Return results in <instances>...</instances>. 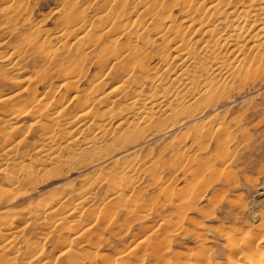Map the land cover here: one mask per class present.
<instances>
[{
    "label": "rangeland",
    "instance_id": "obj_1",
    "mask_svg": "<svg viewBox=\"0 0 264 264\" xmlns=\"http://www.w3.org/2000/svg\"><path fill=\"white\" fill-rule=\"evenodd\" d=\"M4 1L0 0V59H18L24 73L10 74L0 64V97H12L0 102V154L20 141L15 153L28 158L23 164L26 168L7 162L6 172L0 173V224L6 218L13 223V231L19 230L15 249L0 252V264H70L73 257L78 264H233L240 252H264V79L233 93L230 100H222L215 108L196 111L193 104H179V109L187 111L175 126L167 127V122L160 121L147 130L141 128L139 134L130 133V138L124 127H116L117 123L110 127L104 142L97 145L95 154L81 151L90 137L85 133L65 153L72 158L66 166L45 167L36 172V150L47 129L28 118L20 119L28 113L38 116L42 107L33 103V98L47 96L43 102L48 104L44 107L47 116L61 110L68 119L85 100L95 104L94 113L99 116L95 120L100 121L107 105L96 100L113 89L127 63L123 59L126 61L119 62L108 74V63L113 61L108 57L112 58L113 51L131 45L143 54L140 60L151 59L149 68L153 72L149 82L141 85V81H127L131 87L127 95L131 96L148 94L154 88L151 78L162 74L166 64H172L173 53L169 36L163 31L167 24L158 20L154 21L157 29L149 25L141 39L133 35L134 31L119 39L112 26L109 28L112 10L116 14L120 7L118 0H24V6L21 0H15L12 7L17 10L16 15L5 11L9 3ZM157 1L172 4L174 0ZM19 4L23 6L20 9ZM71 10L83 13L79 15L86 28L64 44L55 35L69 28ZM130 11L131 22L147 18L140 7ZM182 13L181 8L174 11V26L188 38L190 33L185 30ZM160 34L165 38L158 39ZM79 37L82 39L77 41ZM33 41L34 47L29 45ZM38 48L68 55L63 68L71 65L76 71L78 65H72V61L78 62L81 57L78 69L84 77L74 86L76 90L61 87L57 79L61 67L52 72L49 60ZM88 48L92 51L86 54ZM79 49H84L85 55L76 58ZM76 91H82V102L72 99ZM126 104L121 100L113 109L120 120L131 116ZM15 120H21L22 126L15 125ZM47 121L44 118L43 123L51 126ZM224 130L228 132L225 138L221 134ZM221 138L224 142L227 138L228 162L218 157ZM123 167H132L131 174L138 177L137 181L134 185L120 184L123 195L111 197L113 183L123 177ZM28 169L35 176L30 178ZM135 170L138 175H134ZM10 176L17 179L14 185ZM86 189L90 201L80 209V226L76 227L71 219L58 223V218L41 209L45 203L54 202L60 214L64 213ZM240 228H246V236L251 238L245 243L241 240L243 235H236L238 248L232 249L228 246L229 236Z\"/></svg>",
    "mask_w": 264,
    "mask_h": 264
},
{
    "label": "bare ground",
    "instance_id": "obj_2",
    "mask_svg": "<svg viewBox=\"0 0 264 264\" xmlns=\"http://www.w3.org/2000/svg\"><path fill=\"white\" fill-rule=\"evenodd\" d=\"M14 1L15 0L4 1L5 4L7 2L9 3L5 6V11L13 12L16 15L17 10L13 9L14 6L12 7ZM118 1L120 7L116 10V14L114 10H112L113 13L111 14V18L113 20L111 21L112 23L110 22V25L108 24L109 28L112 26L111 29L113 28L115 30L114 33L119 39L129 37L132 31L135 32L133 35H135L137 39H141L149 25H154L155 29H157V25L154 24V21L158 20L159 23L162 22L167 24L165 29L163 28V31L169 36L168 42L169 45H171L170 50L173 53L170 60V63L172 62V64H166L163 68L162 74H155V76L151 78L150 81L154 83V88H152L148 94L142 93L131 96V94L127 95L131 89V87L128 86L129 84L127 85V81H129V83L133 82V84L140 83L141 81L142 84H140L145 85V81L149 79L150 75H152L151 72H153L149 68V62L151 59L147 58L144 61L140 60V57L143 54H140V52L134 49L131 45L130 47L129 45H126V49H117V52L116 50L113 51L115 54L112 58L108 57V60H113L112 62L110 61L111 63H108L106 58L104 59L110 66V68L108 67L109 69H107L108 74L111 69L118 65L119 62L123 61V59H127V63L125 62L126 60L123 61V63L125 62V65L122 63L124 66L119 76L120 79L119 81L117 80L118 82H116L113 89L109 93H104L103 96L96 100L97 102H103L107 105L103 113L100 114V121L95 120L99 117L94 113L95 104L85 103V100L84 103H79L81 105L76 109L77 111L75 110L76 112L74 113V116L68 119L61 110L47 116V110L44 112V107L47 108L48 104L46 105V103H43L44 99L47 101V96L39 98L40 100L33 98L32 102L35 104L37 102L41 105L40 107H42L39 110L40 112L38 111V116L36 115L34 118L32 117L33 115H30V117L28 113V115L25 114L20 116V119L28 118L34 123V125L43 126L47 129V133H45L39 144L40 147L36 150L38 164L37 168L34 170L36 172L44 171L45 167L61 168L63 165L66 166L68 162H71L72 158L65 156V153L70 151L73 146H76L77 142H79V137L85 133L89 134L90 137L84 141V149L81 151L86 154H89L90 152H94L95 154L98 152L96 151V148H99L97 145L104 142L110 127H114L117 123H119V125L116 127H124L123 131L126 135L128 133L134 134V132L139 134L141 132L138 131L141 128L143 131L147 130V128L155 126V124L158 122L160 123V121L167 122V127L175 126L184 111H187L185 110L186 108L184 110L179 109V104H193L196 111L215 108L222 100H224L223 102L230 100L233 93L254 86L258 81L264 79V0H174L172 4L159 3L157 0ZM233 1L236 3L233 4ZM21 4L24 6L27 5V2L25 4L24 0H21ZM131 4H133V7ZM23 6H20L19 4V9ZM138 7H140L143 12L147 13V18H144V21H139L137 19L131 22L132 15L129 11ZM179 8L183 10V23L186 24L185 30L190 33L188 38L184 37L174 26L175 17H173V13ZM73 11H70V13H72L68 18L69 28H65L63 31L61 30L55 35L56 38L54 37L64 44H66L70 37L75 33L86 28V23L83 19L81 20L79 15L81 13L78 14ZM105 16L107 15H104V18ZM158 16L160 17L157 18ZM104 28L106 29V27ZM157 38L163 39L165 37L160 34ZM80 39L82 38L79 37L77 41ZM113 41L115 42V40ZM34 43V41L30 42L29 45L34 47ZM42 48L43 47H41V49ZM41 49L39 50L41 51ZM83 50L84 49H79L78 52L80 55L76 52L78 55L76 58L85 55ZM85 50H87L86 54L92 51L89 48ZM40 53L45 59L49 60V67H47L52 72L56 67H58L57 69L61 67L60 72H58L59 78H57L60 79L58 82L61 83V87H68V89L72 88L74 90V86L78 85L80 80L84 77V73L78 69V67L80 68V64L78 63L81 60V57L78 62H76V59L72 61V65L73 62L75 65H78L76 66V71L71 65L66 66L67 68H63V63L68 60V55L61 56L58 50L52 52L42 50ZM108 53L106 54L108 55ZM17 60L12 59L11 57H7L6 59L2 58L0 59V64L6 71H9L10 74L21 76L24 71L19 68V62ZM108 74L103 76L107 77ZM163 74H167V78L163 77ZM100 75H102V73ZM140 84H138L139 87ZM131 86L133 85L131 84ZM92 91L94 92V90ZM135 93L138 92L136 91ZM82 95V91H76L72 99L82 102L83 99L81 98L84 96ZM11 98L12 97H0V102L9 101ZM121 100L126 101V108L129 110V114H131L130 117L127 116L122 120L119 119V114L116 115L113 112V109ZM197 101H201L199 106L195 105V102ZM174 103H176V106ZM44 118L48 120L47 122H49L51 126L46 125V122L43 123ZM20 122L21 120H15V123H17L15 125H20ZM20 126L17 127L19 128ZM220 127L221 125H218L217 130H219ZM227 133L228 132L224 130L221 134L225 138ZM126 138L129 137L126 136ZM130 138H132V135ZM224 138H221V140ZM228 138L230 139V137ZM226 141H222L223 145L218 143V147L220 146L219 148H221L218 157L228 162V159L230 158L229 153L225 151H228ZM19 142L20 141L17 143L15 142L16 144L7 147V149L0 154V173L6 172L5 166L7 162L21 167L26 166H23V164L27 161L28 156H19L15 153L17 146H19ZM131 169L132 167H123V177L119 182L113 183L111 197L123 195V190L121 189L120 184L134 185L137 181L138 177L131 174V171L133 170ZM26 171L27 174L30 175V178L34 175V171H29V169ZM137 172L138 171L133 172L134 175H136ZM8 179L13 185L17 182L15 176H10ZM79 197H77L79 199H76L77 201L75 205L70 210L61 214L60 210L56 208L54 202L45 203V205H42L41 209L44 214H49L56 219L58 218V223H63L66 219H71L73 224L77 227L80 226V209L90 201L89 190L86 189L83 192H80ZM13 221L15 222L14 219ZM72 222L70 221V223ZM261 228L262 230L264 229V224ZM252 229L253 228H251V230ZM13 230H15L13 223L5 218V222L0 224V252L7 253L15 249V242L19 230ZM247 231L246 228L234 229L232 237L229 236L228 246L232 249L238 248V242L235 241V236L238 234L244 236V238L241 237L243 242L249 243V238L251 237L246 236ZM261 239H264V234ZM239 254H241V256L237 258L238 261L233 264H241L242 262L249 264H264V252L262 254L254 255H248L247 253V255H245L243 252H240ZM1 257L2 256H0V259ZM202 257V259H208V257ZM73 259H71L72 261H70V264H78V262L75 261L76 258L73 257ZM0 261H2V259Z\"/></svg>",
    "mask_w": 264,
    "mask_h": 264
}]
</instances>
